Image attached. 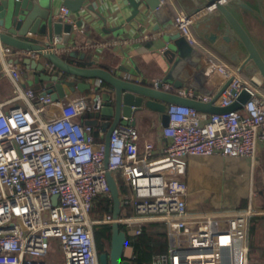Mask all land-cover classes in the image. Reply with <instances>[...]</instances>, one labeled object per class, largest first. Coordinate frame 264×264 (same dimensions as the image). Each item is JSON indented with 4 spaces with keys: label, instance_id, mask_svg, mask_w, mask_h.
Segmentation results:
<instances>
[{
    "label": "built area",
    "instance_id": "obj_1",
    "mask_svg": "<svg viewBox=\"0 0 264 264\" xmlns=\"http://www.w3.org/2000/svg\"><path fill=\"white\" fill-rule=\"evenodd\" d=\"M60 16L73 21L68 9L57 8L55 17ZM192 25L193 17L177 9L167 31L180 33L192 47L191 56L171 80L155 78L148 84L186 98L214 100L218 106L229 105L242 91L250 99L242 109L219 114L167 104L171 119L163 134L169 143L161 154L153 142L141 143L144 135L137 126L119 124L111 134L107 166L106 127L82 122L92 110L87 97L53 101L34 90L23 92L14 59L36 61L42 56L0 41V65L19 90L0 102V264H52L48 258L54 239L60 240L65 264H99L95 226L115 222L131 235L166 227L167 248L153 253L151 264H264L252 257L249 244L250 221L264 215V209L251 200L246 207L205 211L192 210L187 203L184 176L191 157L248 158L252 168L264 166V88L213 55ZM28 37L49 42L30 33ZM60 42L56 37L53 44ZM64 52L71 64L90 66ZM44 68L56 71L49 62ZM176 80L181 87L174 85ZM108 172L120 193L117 219L113 211L91 214L99 197L108 199L113 209Z\"/></svg>",
    "mask_w": 264,
    "mask_h": 264
},
{
    "label": "water",
    "instance_id": "obj_2",
    "mask_svg": "<svg viewBox=\"0 0 264 264\" xmlns=\"http://www.w3.org/2000/svg\"><path fill=\"white\" fill-rule=\"evenodd\" d=\"M220 1L121 0L123 6L131 8L128 22L138 19L145 25L152 18L157 21L155 29L163 30V46L166 45V41H169L164 53L175 54L179 49L176 41L181 39L180 33L168 32L167 29L173 23L174 8L178 6L185 10L193 17L194 28L203 39L210 45H214L218 39L222 40L223 43L220 46L222 49H219L241 72L252 77L264 88V37L261 43L257 42L245 25L249 21L247 13L256 20L258 17L264 20L263 0H254L258 6L256 8L254 4L241 0H227L209 10ZM85 2L86 0H0V41L16 49L34 51L42 56V62L37 63L27 58L26 64L35 63L37 75L39 74L37 82L41 84L42 93L53 101L66 99L77 90L85 91L94 88L100 90L98 96L100 107L95 112H91L95 122L90 124L97 126L100 123L99 119L107 121L105 122L108 124L105 138L106 166L109 162L111 134L114 129L119 124L135 125L136 114L145 108L161 115L163 127H167L171 119L167 113V104L170 103L207 114L228 113L243 108L249 95L246 91L241 92L229 105L218 106L214 104V100L204 102L155 89L146 82L132 78L138 73L125 71L123 68H119L118 71L126 72L127 75L122 76L117 71L104 66L71 64L64 54H59L57 49L67 50L69 45L77 42L79 37H77L76 27H81L83 21L73 19L68 21L61 16L55 17V10L59 5L67 8L71 13L84 8L85 12L100 18V14L95 13L94 6L92 4L85 6ZM29 33L45 37L49 42L32 40L28 37ZM56 37L61 38V42L54 45ZM49 47L53 49L50 50ZM69 56L72 57V53H69ZM45 62L51 63L56 71L48 72L44 68ZM97 79L103 81V88L100 89V86L94 83ZM174 85L181 87L182 83L176 80ZM225 88L226 86L223 90ZM107 178L113 197V217L117 219L121 212L119 188L110 172L107 173ZM111 230L109 252L99 254L97 251L99 264H129L128 260L123 259L127 247V232L117 222L111 225Z\"/></svg>",
    "mask_w": 264,
    "mask_h": 264
},
{
    "label": "crops",
    "instance_id": "obj_3",
    "mask_svg": "<svg viewBox=\"0 0 264 264\" xmlns=\"http://www.w3.org/2000/svg\"><path fill=\"white\" fill-rule=\"evenodd\" d=\"M241 1L254 4L255 8L258 7L254 0ZM89 4L94 6L95 13L100 14V18L85 12L84 8L76 13H71L68 10L71 19L83 21L81 27H76L77 37H79L77 42L67 47L66 56L71 60L83 65L104 66L117 71L122 76L127 75L126 72L118 71L119 68H123L125 71L138 73V75L132 77L135 80L148 83L155 78L172 77L173 74L175 75L183 68L185 62L191 56L192 47L182 39L176 41L179 49L175 54L164 53V50L168 48L169 41H166V45L163 46V30L155 29L157 21L152 18L145 25L138 19L128 22L127 18L130 16L131 8L123 6L121 0H86L85 6ZM58 8L65 7L59 5ZM177 9L181 8L178 6L174 8L172 18L176 15ZM247 16L249 21L244 23L248 27V31L254 40L261 43L264 37V20L260 17L256 20L248 13ZM194 26H192V30L197 39L213 55L236 66L222 52L220 47L223 43L222 40L218 39L214 45H210L196 32ZM99 44H103V46L101 47ZM58 52L59 54H65L63 50ZM69 53H72V57L69 56ZM36 62H42V58H39ZM12 65L19 69L21 75L20 86L23 92L34 90L37 95L43 92L40 87L41 84L37 82L39 74L37 75L35 63L26 64V59L21 61L20 58H16ZM4 78L0 68V102L14 97V94L12 96L10 93L12 84ZM13 86L18 90L14 83ZM103 87L104 84L100 86V89ZM99 91L95 88L81 92L76 91L64 101L68 102L80 94L85 95L91 103V112H95L100 107L98 101ZM93 120H95L93 117H84L82 122H95ZM99 122V124H104L107 121L99 119ZM104 126L108 130V124L105 123ZM135 126L144 135L141 143H144V140L153 142L156 153L161 154L169 143V139L163 134L161 115L145 108L136 114ZM261 156L262 153L259 152V157ZM184 179L189 186L187 203L192 210L205 211L246 207L249 204L250 191H254V189L258 195L255 206L264 209V166L254 169L248 158H225L218 155L191 157ZM231 179L237 185L230 186L229 180ZM203 187L211 192L208 198H201L196 194L198 188ZM210 198L213 201L207 204L206 202ZM249 244L252 257L264 262V223H258L252 234L250 225Z\"/></svg>",
    "mask_w": 264,
    "mask_h": 264
},
{
    "label": "trees",
    "instance_id": "obj_4",
    "mask_svg": "<svg viewBox=\"0 0 264 264\" xmlns=\"http://www.w3.org/2000/svg\"><path fill=\"white\" fill-rule=\"evenodd\" d=\"M87 118L92 117L91 112L87 113ZM95 137L99 136L95 133ZM110 210V202L104 197H99L92 208V215L96 217L103 216ZM251 234L254 232L256 225L264 223L263 217H253L250 221ZM128 234L127 245L133 250L132 256H126L129 264H151L152 255L155 252H164L167 248V235L165 232H159L155 228L146 229L140 235H131L126 227H122ZM112 230L109 225H97L94 229V236L97 251L99 254L109 252L111 243Z\"/></svg>",
    "mask_w": 264,
    "mask_h": 264
},
{
    "label": "rangeland",
    "instance_id": "obj_5",
    "mask_svg": "<svg viewBox=\"0 0 264 264\" xmlns=\"http://www.w3.org/2000/svg\"><path fill=\"white\" fill-rule=\"evenodd\" d=\"M0 68H1V72H2L3 76L12 84L11 87H10V90H11L10 93L12 94V96H13V94H14V96L18 95L19 94V90H16L15 86H13L14 82H13L12 78L5 72L3 66H0ZM168 79L171 80V77L168 78ZM249 99H250V95H248V98H247L246 102ZM109 152H110V149H109ZM121 184H122L123 191H126L128 189V187L126 185H124L122 181H121ZM229 185L230 186H235L237 184L235 183V181L233 179H231V180H229ZM254 192H256L255 189H254ZM254 192L250 191V194H252ZM210 193L211 192L208 189H205L204 187L203 188H198V190L196 191L197 196L201 197V198H208ZM251 196H252V198H251ZM257 197H258L257 194L249 195V202L251 200L252 203L256 205L255 200L257 199ZM212 201H213V199L210 198L208 200V202H206V203L208 204V203H211ZM112 211H113V209H112V207H110V210H109L108 213H110ZM91 214H92V211H91ZM92 216H94V215H92ZM156 230L159 231V232H165L166 227L164 225H161V226H158V228ZM52 241H53L54 252H53L52 257H50L48 259L51 261L52 264H65L64 254H63V251H62V248H61V245H60V240L59 239H54ZM132 252H133L132 248L127 245V247L125 249V255L126 256H132Z\"/></svg>",
    "mask_w": 264,
    "mask_h": 264
},
{
    "label": "bare ground",
    "instance_id": "obj_6",
    "mask_svg": "<svg viewBox=\"0 0 264 264\" xmlns=\"http://www.w3.org/2000/svg\"><path fill=\"white\" fill-rule=\"evenodd\" d=\"M227 0H221L219 3H217L214 7H211L209 10H212L213 8H215L216 6H218V4L222 3V2H226Z\"/></svg>",
    "mask_w": 264,
    "mask_h": 264
}]
</instances>
